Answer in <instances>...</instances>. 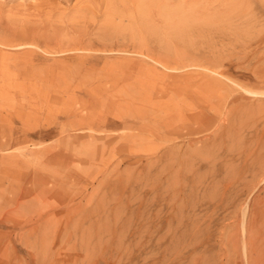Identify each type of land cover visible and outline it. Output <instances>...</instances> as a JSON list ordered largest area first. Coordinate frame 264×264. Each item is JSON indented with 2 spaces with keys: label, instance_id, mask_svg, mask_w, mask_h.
<instances>
[{
  "label": "rangeland",
  "instance_id": "374dc122",
  "mask_svg": "<svg viewBox=\"0 0 264 264\" xmlns=\"http://www.w3.org/2000/svg\"><path fill=\"white\" fill-rule=\"evenodd\" d=\"M247 263L264 0H0V264Z\"/></svg>",
  "mask_w": 264,
  "mask_h": 264
},
{
  "label": "bare ground",
  "instance_id": "6f19581e",
  "mask_svg": "<svg viewBox=\"0 0 264 264\" xmlns=\"http://www.w3.org/2000/svg\"><path fill=\"white\" fill-rule=\"evenodd\" d=\"M214 78V77H213ZM215 79H217V78H215ZM218 80H220V79H218ZM221 81V80H220ZM243 90V89H242ZM244 92V91H243ZM244 232V231H243ZM244 235V234H243ZM243 241H245V239L243 240ZM251 243H253V242H251ZM246 244V243H245ZM246 246H245V250H246ZM244 255V254H243ZM245 260V259H244ZM246 262H248V261H246ZM248 264V263H247ZM250 264V263H249ZM255 264H257V263H255Z\"/></svg>",
  "mask_w": 264,
  "mask_h": 264
}]
</instances>
